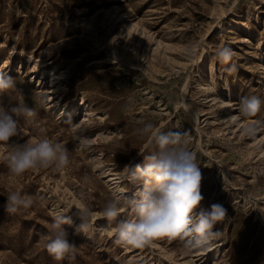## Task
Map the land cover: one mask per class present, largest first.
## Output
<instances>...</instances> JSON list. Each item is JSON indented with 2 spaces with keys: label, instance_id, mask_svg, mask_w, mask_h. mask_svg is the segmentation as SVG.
<instances>
[{
  "label": "rangeland",
  "instance_id": "obj_1",
  "mask_svg": "<svg viewBox=\"0 0 264 264\" xmlns=\"http://www.w3.org/2000/svg\"><path fill=\"white\" fill-rule=\"evenodd\" d=\"M123 13L128 17L120 22L115 15ZM136 22L145 34L128 33L125 24ZM223 48L233 53L227 63L217 59ZM0 72L14 78L37 112L18 118L11 143L47 139L70 152L63 170L50 166L20 177L9 175L0 159V264H198L178 239L157 238L140 249L116 245L110 229L128 216L126 208L107 224L95 215L86 233L76 231L79 220L65 225L76 247L64 259L46 251L44 236L56 212L99 213L112 198L100 174L105 168L121 177L126 195L135 194L125 167L143 165L150 151L136 134L139 120L188 133L202 176V206L226 209L212 242V252L222 248L221 255L204 264H264L263 141L253 143L224 117L239 114L242 98L256 96L261 109L252 119L259 121L258 136L264 132V0H0ZM51 73L62 74L59 104L71 112L61 119L58 109L41 103ZM209 85L211 97L229 101L227 112L209 102ZM17 100L13 90L0 94L5 107ZM180 101L195 115L178 108ZM78 124V134L93 145L75 139ZM6 154L0 147V157ZM13 191L32 196L33 206L6 213Z\"/></svg>",
  "mask_w": 264,
  "mask_h": 264
},
{
  "label": "clouds",
  "instance_id": "obj_2",
  "mask_svg": "<svg viewBox=\"0 0 264 264\" xmlns=\"http://www.w3.org/2000/svg\"><path fill=\"white\" fill-rule=\"evenodd\" d=\"M232 55L230 49L223 48L217 52V59L227 63ZM10 90L18 95L15 105L5 107L0 103V147L7 149V154L0 159L7 163L9 175L20 177L30 170L50 166L63 170L69 164L70 152L61 143L47 139L24 144L11 143L12 138L18 135V118H33L37 112L25 103L23 91L16 87L14 78L0 72V94ZM44 102L41 98V103ZM261 103L256 96L241 99L239 118L248 121L242 130L245 134L256 130L259 121L252 118L260 111ZM177 107L186 108V105L180 101ZM137 123L143 126L135 130L136 134L147 141L150 149L147 155H143V165L131 169L125 167L137 191L134 195H121L114 191L99 213L88 208L56 212L44 236L46 251L56 261L64 259L76 247L69 241L65 225L71 227L74 219L79 220L76 231L86 233L92 227L90 220L95 215L110 222L116 221L125 208L129 210L128 216L110 229L115 237L114 243L124 248H144L152 245L155 239L166 237L182 241L184 251L191 253L206 250L219 237L217 225L225 220L226 209L218 203L207 208L202 206V176L195 162V154L187 148L188 133L179 127L164 131L151 122L139 120ZM33 203L32 196L13 191L7 195L3 208L9 215H15L30 209Z\"/></svg>",
  "mask_w": 264,
  "mask_h": 264
},
{
  "label": "bare ground",
  "instance_id": "obj_3",
  "mask_svg": "<svg viewBox=\"0 0 264 264\" xmlns=\"http://www.w3.org/2000/svg\"><path fill=\"white\" fill-rule=\"evenodd\" d=\"M114 15V14H113ZM127 14L126 13H123V14H116L115 15V18L120 21V22H125V20H127ZM125 27L126 29L129 31L128 33H133L134 31L135 32H139L140 35H143L145 34V31L146 29L143 28L139 22H136L134 23L133 25L132 24H125ZM139 29V31H138ZM151 40V36H149L147 38V41ZM35 67V66H34ZM37 67V66H36ZM50 77V83L51 85L49 86V88L45 89V91L43 93L46 94V99H45V103H50L51 106L50 107H53V108H56L58 109V111H60L59 113V117L60 119L68 114L70 115L71 112H68L67 111V108L64 106L62 107L60 104H59V98H60V95L57 94V90L60 85L56 86V84L62 79V74H56V73H51L49 75ZM44 78H42L43 80ZM42 80L39 82V83H42ZM206 91L207 93L209 94L208 97H210L211 99L209 100V102H213L214 105H216L220 110L224 111V112H227V107L228 106H231L229 101H226V100H220V101H216V97H211V92L213 90V87L212 86H207L206 88ZM183 104L185 105V103L183 102ZM81 107L85 108V106L83 104H81ZM229 108V107H228ZM186 109L193 115H195L193 109H190L189 107L186 106ZM76 112V110H75ZM83 112H84V118L85 117H89L91 115L90 112H87L86 108L83 109ZM224 117L226 119H228L227 121H232V123L234 124V129H240L241 131L248 125V121L246 120H242L239 118V114H230V113H226L224 115ZM196 119V118H195ZM85 120V119H84ZM89 120V119H88ZM80 125H76L75 127H73V131L76 133L75 135V139L79 142V144L83 147V146H91L94 144V140H90L86 137H83L81 136L80 134H78V132H80L81 130L79 129ZM260 131L261 129L259 128V125L256 126V130L251 134V137H252V140H253V143H256V140H261L263 141V145H264V132H261V137H259L258 135L260 134ZM243 132V131H242ZM104 138V137H103ZM259 155L260 156H264V147H261L260 151H259ZM100 169L104 168V166H102L101 164L98 166ZM221 173V171H219ZM101 174V178L105 180V182L107 183V185L110 187L109 189L112 190V192L114 191H118L119 194L121 195H126V192L125 190L123 189V187L121 186V177L118 176L116 173H113L111 171L110 168H105L104 171L100 172ZM224 177V176H223ZM137 191V186H136V189H135V192ZM124 212V209L120 212V213H123ZM108 221L106 220V223L107 224ZM220 247L221 244L220 242L218 243L217 247ZM213 245H211L210 247H208L206 250H196V251H193L191 253H188L186 252L187 254L190 255L191 259H194V261L198 264H204L205 261H207L208 259L210 258H213V260H215V258H219L220 255H221V252H222V248H218V252H216V256H214V252L213 251ZM212 256V257H210ZM216 264V263H215Z\"/></svg>",
  "mask_w": 264,
  "mask_h": 264
}]
</instances>
